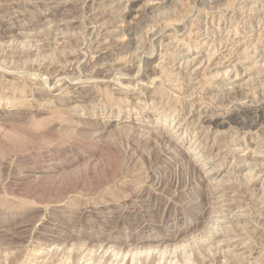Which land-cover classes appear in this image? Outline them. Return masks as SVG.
<instances>
[{"label": "rangeland", "instance_id": "1", "mask_svg": "<svg viewBox=\"0 0 264 264\" xmlns=\"http://www.w3.org/2000/svg\"><path fill=\"white\" fill-rule=\"evenodd\" d=\"M262 9L264 0H0V264H264V128L199 118L228 107L233 84L221 77L239 59L233 44L253 70L238 84L264 96Z\"/></svg>", "mask_w": 264, "mask_h": 264}, {"label": "bare ground", "instance_id": "2", "mask_svg": "<svg viewBox=\"0 0 264 264\" xmlns=\"http://www.w3.org/2000/svg\"><path fill=\"white\" fill-rule=\"evenodd\" d=\"M195 1V0H194ZM205 1V0H204ZM209 1V0H208ZM214 1V0H213ZM194 3V2H193ZM217 4V3H216ZM220 3H218V5H219ZM67 5V4H66ZM213 6V5H212ZM215 6V5H214ZM199 7V6H198ZM234 7V6H233ZM202 8V7H201ZM217 8V7H216ZM220 8V7H219ZM235 8V7H234ZM209 9V8H208ZM213 9V8H212ZM211 9V10H212ZM218 10V9H217ZM230 10V9H229ZM264 9H262V11H263ZM215 11V10H214ZM261 11V10H260ZM260 11H259V13H260ZM217 12V11H216ZM221 12V11H220ZM234 12V11H233ZM238 12V11H237ZM247 12V11H246ZM252 12V11H251ZM257 12V11H256ZM264 12V11H263ZM254 13V12H253ZM242 14V13H241ZM255 14V13H254ZM189 15V14H188ZM238 16V15H237ZM250 16H253V14L252 15H250ZM189 17V16H188ZM235 17V16H234ZM236 18V17H235ZM243 18V17H242ZM247 18V17H246ZM250 18V17H249ZM219 19V18H218ZM241 19V18H240ZM223 20V19H222ZM263 21V20H262ZM220 22V21H219ZM231 22H232V20H231ZM242 22V21H241ZM180 23V22H179ZM263 23V22H262ZM190 24H191V22H190ZM179 26H181L180 24H178ZM206 25V24H205ZM184 26H185V24H184ZM124 27V26H123ZM122 27V28H123ZM190 27V26H189ZM191 27H192V25H191ZM218 27H219V25H218ZM175 28V27H174ZM182 30L180 31V29H181V27H180V29L178 28V32L180 31L181 33H182V31H184V29H185V27H183L182 26ZM187 28V27H186ZM220 28V27H219ZM103 29V28H102ZM218 29V28H217ZM175 30H177L176 28H175ZM185 30H187V29H185ZM220 30V29H219ZM111 31V30H110ZM109 31V32H110ZM106 32V31H105ZM173 32H171V34H172ZM157 34H159V33H157ZM129 35V34H128ZM185 35V34H184ZM190 35V34H189ZM126 36V35H125ZM171 36V35H170ZM182 36V35H181ZM127 37V36H126ZM158 37V36H157ZM198 38H199V36H197ZM207 37V36H206ZM121 38H122V35H121ZM184 38V37H183ZM124 39V38H123ZM126 39V38H125ZM181 39V38H180ZM227 39V38H226ZM120 40H122V39H120ZM129 40V39H128ZM132 40V39H131ZM201 40V39H200ZM208 40V39H207ZM132 41H135V40H132ZM198 41V40H197ZM221 41V40H220ZM258 41H259V39H258ZM262 41V40H261ZM122 42H124L123 40H122ZM185 42V41H184ZM210 42V41H209ZM117 43H118V40H117ZM205 43V42H204ZM219 43V42H218ZM221 43H222V41H221ZM220 43V45H222ZM224 43H226V41L224 42ZM260 43V42H259ZM262 43V42H261ZM260 43V44H261ZM86 44V43H85ZM120 44H122V43H120ZM200 44V43H199ZM198 44V45H199ZM214 44V43H213ZM228 44V43H227ZM230 44V43H229ZM233 44V43H232ZM264 44V43H263ZM118 45V44H117ZM205 45H206V43H205ZM212 45V44H211ZM219 45V44H218ZM120 46V45H119ZM159 46V45H158ZM157 46V47H158ZM213 46V45H212ZM223 46V45H222ZM222 46L220 47V48H222ZM236 46H238V45H236ZM90 47V46H89ZM121 47V46H120ZM123 47V46H122ZM162 47V46H161ZM224 47V46H223ZM233 48L232 49H234V52H236V53H234V55H233V57H236L237 55H240V56H245V55H243V53H242V55H241V53H238V51H236L235 49H236V47H235V44H233V46H232ZM249 47V46H248ZM117 48V47H116ZM124 48V47H123ZM166 48V47H165ZM198 48V47H197ZM220 48H219V50H220ZM224 48H226V47H224ZM228 48H230V47H228ZM254 48V47H253ZM257 48V47H256ZM259 48V47H258ZM90 49V48H89ZM121 49V48H120ZM126 49V48H125ZM167 49V48H166ZM231 49V48H230ZM248 49V48H247ZM255 49V48H254ZM160 50H161V48H160ZM204 50V49H203ZM243 50H245V49H243ZM252 50V49H251ZM250 50V51H251ZM99 51V50H98ZM178 51V50H177ZM180 51V50H179ZM228 51V50H227ZM232 51V50H231ZM230 51V52H231ZM249 51V50H248ZM247 51V52H248ZM260 51V50H259ZM85 52V51H84ZM166 52V51H165ZM202 52V50H200V53ZM218 52H221V51H216L215 53H211V55H210V58H212V59H209V57H208V62H207V67L206 68H211V67H213V65H215V64H213L212 63V61L214 60H218V58H216V57H220L221 55H224V54H221V53H218ZM253 52V51H252ZM250 53V52H249ZM255 53V52H254ZM262 53V52H261ZM128 54V53H127ZM152 54V53H151ZM150 54V55H151ZM154 54V53H153ZM152 54V55H153ZM162 54V53H161ZM165 54V53H164ZM168 54V53H167ZM170 54V53H169ZM231 53H229L228 52V55H230ZM244 54H245V52H244ZM174 55V54H173ZM259 55V54H258ZM98 56H100V55H98ZM103 56V55H102ZM127 56V55H126ZM125 56V57H126ZM226 56V55H225ZM239 56V59L237 60V62H235L234 63V61H236V60H233V58L232 59H227V58H225V60L228 62V63H230L229 64V66H228V70H227V76H228V78H224L223 79V77H221L222 78V81L223 80H226V81H229V82H231L232 84H233V86H232V90H231V92H229V96L231 97L230 99H229V104H228V107L225 109V111L223 110L222 112H220V113H216L215 115L213 114L212 115V117L210 118V119H207L208 117H206V116H203V117H199L201 120H202V123L205 121V120H207V122L208 123H210V124H213V125H215V127H226V126H229V125H231V124H235V125H237V127H238V130H244V129H248V127L250 128V127H255V126H257L258 125V123L260 122L261 124H260V126H258V127H260V128H264V96L263 95H260L261 97L260 98H256V97H252V95L250 94V93H247V92H245L244 90L245 89H243V88H241L242 87V84L243 83H241V84H238V83H240V81L241 80H244V79H246L248 76H250L251 75V73L253 72V70L250 68V69H248V68H245V64H244V62L243 61H241L242 60V57H240ZM247 56V55H246ZM260 56V55H259ZM262 56V55H261ZM97 57V56H96ZM101 57V56H100ZM99 57V58H100ZM255 57H256V55H255ZM254 56H253V58H255ZM92 58V57H91ZM90 58V59H91ZM95 58V57H94ZM102 58V57H101ZM101 58H100V60H101ZM119 58V57H118ZM124 58V57H123ZM153 58V57H152ZM198 58V57H197ZM197 58H195L194 60L192 59L191 61H188L185 65H187V68H189V67H194V66H196L197 65V63H196V60H197ZM228 58H230V57H228ZM249 58V57H248ZM127 59V58H126ZM172 59V58H171ZM261 59V58H260ZM84 60V59H83ZM93 60V59H92ZM92 60H90V61H92ZM104 60H105V58H104ZM113 60H114V58H113ZM116 60H117V58H116ZM129 60V59H128ZM168 60V59H167ZM98 61H99V59H98ZM102 61V60H101ZM154 61V60H153ZM156 61H158V60H156ZM161 61H164V60H161ZM226 61H225V63H226ZM103 62V61H102ZM148 62H150V61H148ZM246 62V61H245ZM251 62V61H250ZM90 63V62H89ZM93 63V62H92ZM108 63V62H107ZM171 63V62H170ZM86 64V63H85ZM103 64H104V62H103ZM103 64H101L100 62L98 63V62H96V64H95V62L93 63V66L92 65H90L92 68V70L90 71V72H94L95 74H97V75H99V76H97V78H100V74H106L105 72H106V70H105V66L103 65ZM113 64H114V62H113ZM120 64V63H119ZM157 64V63H156ZM224 64V63H223ZM106 65V64H105ZM133 65V64H132ZM131 65V66H132ZM145 65V64H144ZM201 65V64H200ZM114 66V65H113ZM153 66H156V65H154V63H153ZM167 66V65H166ZM180 66H182V65H180ZM135 67V66H134ZM151 67V66H150ZM107 68V67H106ZM142 68V67H141ZM148 68V67H147ZM172 68H174V67H172ZM187 68H185V69H187ZM87 69V68H86ZM128 69H129V67H128ZM127 69V70H128ZM130 69H132V68H130ZM146 69V68H145ZM144 69V70H145ZM151 69H153L152 67H151ZM150 69V70H151ZM178 69V68H177ZM176 69V70H177ZM200 68L199 67H196V69H194V72H192L193 73V76L194 75H196L197 73H198V70H199ZM108 70V69H107ZM126 70V71H127ZM133 70V69H132ZM132 70H130V72L132 73ZM157 70V69H156ZM173 70V69H172ZM205 70V69H204ZM141 71V70H140ZM149 70L147 69V72H148ZM171 71V70H170ZM110 72V71H109ZM129 72V71H128ZM144 72V71H143ZM147 72L145 71V76H149V74L147 75ZM150 72H152V71H150ZM108 73V72H107ZM186 73V72H185ZM191 73V74H192ZM60 74V73H59ZM124 75H125V73H123ZM143 73H141L140 75H142ZM161 74H163V73H161ZM179 74V73H178ZM226 74V73H225ZM231 74H234V79L232 78V77H230V75ZM263 74V73H262ZM261 74V75H262ZM66 75V74H65ZM89 75V74H88ZM107 75V74H106ZM118 75H120V74H118ZM132 75H133V73H132ZM140 75H134L133 77L131 76H127V75H125L123 78L124 79H128V81H129V79H131V78H133L134 80L135 79H137V78H141V76ZM170 75V74H169ZM190 75V74H189ZM242 75V76H241ZM103 76V75H102ZM120 76H122V75H120ZM119 76V77H120ZM166 76H167V74H166ZM173 76V75H172ZM193 76H192V79H193ZM225 76V75H224ZM232 76V75H231ZM42 77V76H41ZM53 77V76H52ZM67 77H68V75H67ZM95 77V76H94ZM116 77V76H115ZM190 77V76H189ZM40 78V77H39ZM55 78V77H54ZM106 78H107V76H106ZM108 78H109V76H108ZM120 78H122V77H120ZM252 78V77H251ZM85 79V78H84ZM91 79V78H90ZM95 79V78H94ZM103 79V78H102ZM110 79V78H109ZM119 79V78H118ZM144 79H145V77H144ZM166 79V78H165ZM188 79V78H187ZM191 79V78H190ZM248 79H250V78H248ZM253 79V78H252ZM251 79V80H252ZM46 80V79H45ZM64 80H66V77L65 76H61V74L60 75H58L57 76V79H56V82L57 83H59V85H56L57 83L55 82V80H54V82L56 83L55 85L56 86H54L53 84V86H54V89H52L53 91H56V94L57 95H62V93H63V91H64V88H62V85H63V81ZM78 80V79H77ZM86 80V79H85ZM99 80V79H98ZM104 80H106V79H104ZM104 80H102V81H104ZM108 80V79H107ZM142 80V79H141ZM159 80V79H158ZM168 80V79H167ZM166 80V81H167ZM42 81V80H41ZM48 81V80H47ZM69 81H71V79L69 80ZM88 81H92V80H87V82H85V83H89ZM101 81V80H100ZM110 81V80H109ZM165 81V80H164ZM170 81V80H169ZM249 81V80H248ZM255 81V80H254ZM44 82V81H43ZM78 82V81H77ZM107 82V81H106ZM110 82H112V80L110 81ZM114 82V81H113ZM125 82V81H124ZM144 82V81H143ZM190 82V81H189ZM221 82V81H220ZM253 82V81H252ZM259 82V81H258ZM61 83H62V85H61ZM84 83V82H83ZM102 83V82H101ZM105 83V82H104ZM108 83V82H107ZM121 84L119 85L120 87H121V89H125L127 92H131L132 91V89H133V87H132V85H126L125 83V85L122 83V82H120ZM133 83V82H132ZM135 83V82H134ZM234 83L236 84V85H234ZM254 83V82H253ZM129 84V83H128ZM131 84V83H130ZM171 84V83H170ZM189 84V83H188ZM188 84H186V85H188ZM246 84V83H245ZM244 84V85H245ZM258 84V83H257ZM64 85H65V83H64ZM164 85V84H163ZM91 86V85H90ZM160 86V85H159ZM241 86V87H240ZM251 86H253V85H251ZM50 87V86H49ZM52 87V86H51ZM50 87V88H51ZM162 87V86H161ZM49 88V89H50ZM70 88V87H69ZM76 88V87H75ZM142 88V87H141ZM169 88V87H168ZM135 89V88H134ZM158 89H160V88H158ZM158 89H156L155 91H153V94L155 93L156 95L158 94V91H159V93L161 92L160 90H158ZM167 89V88H166ZM246 89H247V87H246ZM71 90H73V89H71ZM71 90H69V91H71ZM76 90V89H75ZM162 90V89H161ZM170 90H172V89H170ZM248 90V89H247ZM68 91V92H69ZM120 91V90H119ZM123 91V90H122ZM173 91V90H172ZM125 92V91H124ZM133 92V91H132ZM152 92V91H151ZM162 92H164V91H162ZM161 92V93H162ZM174 92V91H173ZM192 92H194L193 90H192ZM251 92V91H250ZM140 93V92H139ZM147 93V92H146ZM68 94V93H67ZM124 94V93H123ZM135 94V93H134ZM151 94V93H150ZM155 94H154V96H155ZM172 94V93H171ZM193 94V93H192ZM63 95H64V93H63ZM129 95V94H128ZM232 95V96H231ZM255 95V94H254ZM56 96V95H55ZM134 96V95H133ZM157 96H159V95H157ZM193 95H191V97H192ZM195 96V95H194ZM226 96H227V94H226ZM225 96V97H226ZM229 96H227L226 98H228ZM257 96V95H256ZM156 97V96H155ZM161 97V96H160ZM189 97V96H188ZM129 98V97H128ZM225 98V99H226ZM138 99V98H137ZM136 100V99H135ZM166 100V99H165ZM170 100V99H169ZM168 100V101H169ZM177 101V100H176ZM227 101V100H226ZM162 102V101H161ZM178 102V101H177ZM165 103V102H164ZM228 102H226V104H227ZM168 104V103H167ZM174 104V103H173ZM172 105V104H171ZM193 105V104H192ZM166 106V105H165ZM227 106V105H226ZM219 107V106H218ZM171 108V107H170ZM175 107H173V109H174ZM183 108H184V106H183ZM222 108V107H221ZM220 108V109H221ZM218 109V108H217ZM219 109V110H220ZM177 112V111H176ZM212 112H213V110H212ZM204 115V114H203ZM207 115V114H206ZM211 115V114H210ZM249 117H251L252 118V120H250V122H248L247 121V118H249ZM250 119V118H249ZM200 121H198V123H199ZM181 125H182V123H180ZM205 124V123H204ZM179 126V127H182V126ZM190 125V124H189ZM185 126V125H184ZM190 129V128H189ZM179 131V130H178ZM247 134V133H246ZM249 134V133H248ZM200 136V135H199ZM197 141V140H196ZM215 142V141H214ZM202 144V143H201ZM197 147H198V145H197ZM203 148V147H202ZM206 150V148H204V151ZM212 150V149H211ZM237 150H239V149H237ZM212 152V151H211ZM230 152V151H229ZM245 152V151H244ZM232 153V152H231ZM263 153V152H262ZM198 154H200V152L198 153ZM207 154V153H206ZM219 154V153H218ZM208 155H209V153H208ZM211 156H212V154H210ZM220 155V154H219ZM234 155H235V153H234ZM236 155H237V153H236ZM254 155V154H253ZM195 156V155H194ZM201 155H199V157H200ZM255 156V155H254ZM203 158H204V156H202ZM208 157V156H207ZM213 157V156H212ZM212 157H210L211 159H213ZM215 157V156H214ZM220 157V156H219ZM257 157V156H256ZM259 157V156H258ZM263 158H264V156H262ZM218 158V157H217ZM234 158V157H233ZM208 160V159H207ZM211 161H214V160H211ZM236 161V160H235ZM206 162V161H205ZM204 162V163H205ZM208 162H209V160H208ZM218 162V161H217ZM213 163V162H212ZM209 164H211L210 162H209ZM214 164V163H213ZM256 165V164H255ZM205 166H206V164H205ZM216 166V165H215ZM264 166V165H263ZM209 167V166H208ZM215 168V167H214ZM231 168V167H230ZM260 169H262V168H260ZM264 169V168H263ZM239 170H241V169H239V165H237L236 167H234L233 169H230L229 171H227V174L229 173V172H233V171H239ZM252 173H253V171H251ZM223 171H221V169L219 168L215 173H214V176H215V178L216 177H220V176H222L223 175ZM251 173V174H252ZM263 173V172H262ZM227 174H226V176H227ZM236 174V173H235ZM260 174L261 173H259L258 175L260 176ZM232 175V174H231ZM254 175H256V174H254ZM257 175V176H258ZM261 175H263V174H261ZM225 176V175H224ZM226 176L224 177V178H226ZM229 176V175H228ZM231 177H235L234 175H232ZM237 177V176H236ZM260 178V177H259ZM214 179V178H213ZM223 179V178H222ZM230 179V178H229ZM219 181H221V179L219 180ZM218 181V182H219ZM251 181V180H250ZM252 181H254V183H256V182H258L259 181V179L257 180V178L255 179V180H252ZM227 181H225V183H226ZM224 183V181L222 182V184ZM252 183V182H251ZM262 184V183H261ZM263 184H264V182H263ZM224 185V184H223ZM215 188V187H214ZM211 190H213V189H211ZM215 191L217 190V189H214ZM217 192V191H216ZM211 198V197H210ZM224 198H226L225 196H224ZM226 200V199H225ZM222 203V202H221ZM237 204V203H236ZM233 205H235V204H233ZM223 206H224V204H223ZM230 206V205H229ZM237 206V205H236ZM239 206V205H238ZM222 207V206H221ZM241 207V206H240ZM225 208H228V204H227V207H224V209H223V211L225 210ZM230 208V207H229ZM230 209H232V208H230ZM230 209H226V210H229L230 211ZM246 209V208H245ZM225 210V211H226ZM249 210V209H248ZM220 213V212H219ZM230 213V212H229ZM222 214V213H221ZM220 215V214H219ZM218 215V216H219ZM222 216V215H221ZM226 216V215H225ZM240 217V216H239ZM230 218V217H229ZM238 218V217H237ZM228 219V218H227ZM227 219L225 220L226 222H227ZM238 219H240V218H238ZM221 221H223V220H221ZM229 221V220H228ZM219 222V221H218ZM226 222H224L223 221V223H226ZM215 226V225H214ZM218 228V227H217ZM225 228V227H224ZM219 229V228H218ZM221 230H223V229H221ZM216 231H218V230H216ZM215 232V231H214ZM221 233V232H220ZM217 234H219V233H217ZM224 234V233H223ZM212 236V235H211ZM222 241H224V240H222ZM228 241V240H227ZM234 241V240H233ZM228 242H230V241H228ZM228 242H226V243H228ZM238 243V242H237ZM140 245H142V242H139V243H137L136 244V247H137V249H139L140 248ZM239 246V245H238ZM139 247V248H138ZM146 252V251H145ZM147 252H149V251H147ZM152 258V257H151ZM154 258V257H153ZM155 259V258H154ZM123 260V259H122ZM114 261V260H113ZM108 262V261H107ZM106 262V263H107ZM154 262V261H153ZM104 263V262H103ZM102 263V264H103ZM167 263H168V261H167ZM117 264V263H116ZM149 264V263H148Z\"/></svg>", "mask_w": 264, "mask_h": 264}]
</instances>
